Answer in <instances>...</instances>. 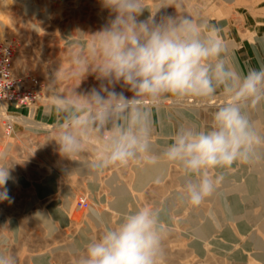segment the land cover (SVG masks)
<instances>
[{"label": "rangeland", "instance_id": "1", "mask_svg": "<svg viewBox=\"0 0 264 264\" xmlns=\"http://www.w3.org/2000/svg\"><path fill=\"white\" fill-rule=\"evenodd\" d=\"M144 4L141 20L162 7L157 20L190 15L214 26L225 55L241 73L264 67V0ZM108 18L101 0H0V40L14 47V72L24 83L26 76L42 83L41 99L35 103L15 108L0 102V166L10 168L11 176L5 185L11 203L0 202V252L13 256L16 264H79L86 244L99 238L105 226L115 228L121 214L147 206L161 212L166 228L161 264H264V120L249 112L252 106L263 115L264 101L246 107L261 139L256 155L247 164L209 170L210 177L222 179L198 206L187 199L181 168L162 152L177 131L212 126L213 113L229 99L220 91L208 98L169 95L155 105L144 100L152 123L150 155L160 157L156 164L147 163L144 155L127 166L96 172L83 163L91 158V149L77 161L60 156L54 141L59 118L48 107L51 75L57 68L71 70L67 36L77 29L92 34ZM97 83L92 76L81 84L65 79L56 91L86 90ZM116 90L132 95L120 85ZM247 179L253 186L257 181L262 192L239 187ZM224 200L239 211L237 217L224 215ZM37 211L49 216L36 220ZM202 225L208 232L199 233Z\"/></svg>", "mask_w": 264, "mask_h": 264}, {"label": "clouds", "instance_id": "2", "mask_svg": "<svg viewBox=\"0 0 264 264\" xmlns=\"http://www.w3.org/2000/svg\"><path fill=\"white\" fill-rule=\"evenodd\" d=\"M101 3L109 10L106 23L92 34L77 29L67 36L71 70L57 68L48 84V107L59 118L54 138L58 152L77 161L91 149V158L83 163L96 172L127 166L144 155L147 163L156 164L160 157L150 155L152 123L144 100L155 105L169 95L208 98L220 91L229 99L213 113L212 126L177 131L162 152L166 161L179 165L187 199L198 206L222 179L210 177L209 170L247 164L256 155L261 139L246 107L264 101V67L238 71L225 55L219 30L206 21L177 14L157 20L162 7L141 20L144 0ZM76 33L79 38H72ZM89 76L96 86L56 91L65 79L81 84ZM117 85L132 95L117 91ZM9 169L0 166V202L11 203L5 188ZM48 216L37 211L33 218ZM98 221L103 225L102 217ZM165 232L160 211L145 206L123 213L115 228L105 226L99 238L86 244L79 264H161ZM0 264L16 260L0 252Z\"/></svg>", "mask_w": 264, "mask_h": 264}, {"label": "built area", "instance_id": "3", "mask_svg": "<svg viewBox=\"0 0 264 264\" xmlns=\"http://www.w3.org/2000/svg\"><path fill=\"white\" fill-rule=\"evenodd\" d=\"M15 50L9 42L0 40V102L13 105L15 108L30 105L41 99L42 83L26 76V83L17 76L14 70Z\"/></svg>", "mask_w": 264, "mask_h": 264}, {"label": "bare ground", "instance_id": "4", "mask_svg": "<svg viewBox=\"0 0 264 264\" xmlns=\"http://www.w3.org/2000/svg\"><path fill=\"white\" fill-rule=\"evenodd\" d=\"M13 72H14V70H13ZM244 72V71H243ZM15 73V72H14ZM245 73V72H244ZM2 102H5L4 100H2ZM153 112V111H152ZM249 112L255 117H261L260 119L261 120H264V114L263 115H261L260 116V114H258V111L255 109V107H250V109H249ZM262 152V154L264 153V151H261ZM154 170V169H153ZM162 169H160V171H161ZM157 171V170H156ZM148 174V173H147ZM163 174V173H162ZM148 177V176H147ZM254 182V181H253ZM253 182L251 181V180H246L245 182H244V184H240L239 185V187H241V186H245V187H247L249 190H251L252 191V193L253 192H262L261 191V185L257 182V181H255V183H254V186H253ZM49 189H51V186L49 185L47 188H45V190H47L46 192H48V190ZM263 195H264V193H263ZM234 203H236V199H235V196H234ZM122 202V201H121ZM218 202V201H217ZM221 204V203H220ZM221 206H222V208H223V213H224V215L227 217V218H231V217H237V215L239 214V211H237V210H232L227 204H226V201L224 200L223 202H222V204H221ZM264 226V225H263ZM208 226H201L200 228H198L197 230L199 231V233H201V234H203V233H205V232H208Z\"/></svg>", "mask_w": 264, "mask_h": 264}]
</instances>
